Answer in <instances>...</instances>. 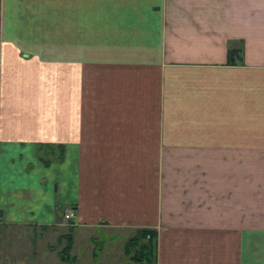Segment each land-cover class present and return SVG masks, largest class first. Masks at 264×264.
Wrapping results in <instances>:
<instances>
[{
  "label": "crops",
  "instance_id": "obj_1",
  "mask_svg": "<svg viewBox=\"0 0 264 264\" xmlns=\"http://www.w3.org/2000/svg\"><path fill=\"white\" fill-rule=\"evenodd\" d=\"M0 2V227L264 264V0Z\"/></svg>",
  "mask_w": 264,
  "mask_h": 264
},
{
  "label": "rangeland",
  "instance_id": "obj_2",
  "mask_svg": "<svg viewBox=\"0 0 264 264\" xmlns=\"http://www.w3.org/2000/svg\"><path fill=\"white\" fill-rule=\"evenodd\" d=\"M45 77L51 79V75L49 76L47 73ZM50 85L48 86L50 87ZM64 219L67 223V227L64 229L55 227L41 228L38 226H1L0 264H74L71 261L63 260L59 253L67 244V239H60L59 236L62 233L66 234L71 231L69 220L65 217ZM88 235L90 233L86 232L78 235L76 238V244L73 250L78 256L76 264H141L131 260L127 256L124 252V246L127 240H124L120 236L113 240L105 239L103 245L108 242L107 248L99 252L98 256H96L90 247L91 244L89 245ZM99 235L102 234L99 233ZM126 238L128 239L129 237ZM144 264L154 263L145 262Z\"/></svg>",
  "mask_w": 264,
  "mask_h": 264
},
{
  "label": "trees",
  "instance_id": "obj_3",
  "mask_svg": "<svg viewBox=\"0 0 264 264\" xmlns=\"http://www.w3.org/2000/svg\"><path fill=\"white\" fill-rule=\"evenodd\" d=\"M239 51L229 49L228 52V61L233 62L235 55ZM73 225H70V228L73 229ZM60 239H67V244L59 251L60 256L63 260L71 261L74 263L76 256L72 254V243L73 236L70 233L61 234ZM157 244H158V230L155 227H139L136 229L134 234H132L126 241L124 246V252L127 256L141 264L145 262L156 263L157 259Z\"/></svg>",
  "mask_w": 264,
  "mask_h": 264
},
{
  "label": "built area",
  "instance_id": "obj_4",
  "mask_svg": "<svg viewBox=\"0 0 264 264\" xmlns=\"http://www.w3.org/2000/svg\"><path fill=\"white\" fill-rule=\"evenodd\" d=\"M64 217L69 220V224L74 225L76 221V210L74 209V207L68 208L64 213Z\"/></svg>",
  "mask_w": 264,
  "mask_h": 264
}]
</instances>
